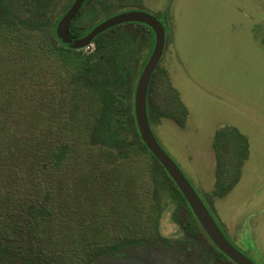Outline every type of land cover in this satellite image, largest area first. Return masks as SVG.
<instances>
[{
    "label": "trees",
    "instance_id": "16d2710c",
    "mask_svg": "<svg viewBox=\"0 0 264 264\" xmlns=\"http://www.w3.org/2000/svg\"><path fill=\"white\" fill-rule=\"evenodd\" d=\"M55 1L0 0V264H98L128 247L185 246L160 230L169 209L191 238L207 235L141 138L116 26L93 53L68 47ZM90 31L70 27L76 38Z\"/></svg>",
    "mask_w": 264,
    "mask_h": 264
},
{
    "label": "rangeland",
    "instance_id": "374dc122",
    "mask_svg": "<svg viewBox=\"0 0 264 264\" xmlns=\"http://www.w3.org/2000/svg\"><path fill=\"white\" fill-rule=\"evenodd\" d=\"M73 2L56 0L51 9L62 17ZM133 10L155 16L166 32L147 95L157 141L227 241L253 264H264V0H90L75 22L92 30ZM113 32L122 43L120 67L132 79L134 103L154 32L136 22ZM228 136L235 142H222ZM172 213H164L160 230L187 240L185 246L128 247L124 257H104L98 264H234L219 258L207 235L191 238Z\"/></svg>",
    "mask_w": 264,
    "mask_h": 264
},
{
    "label": "water",
    "instance_id": "95a60500",
    "mask_svg": "<svg viewBox=\"0 0 264 264\" xmlns=\"http://www.w3.org/2000/svg\"><path fill=\"white\" fill-rule=\"evenodd\" d=\"M85 1L86 0H74L68 11L62 16L56 27L58 39L68 47L81 49L91 44L99 34L120 24L136 22L151 27L155 34V45L139 77L134 101L135 117L141 138L147 145L149 151L161 163L176 183L213 244L235 264H253L227 241L207 205L197 194L196 190L176 162L161 147L150 125L147 110V95L152 74L156 70L164 52L166 32L162 22L150 13L143 11L133 10L121 12L102 21L85 36L76 38L70 33V26L82 9Z\"/></svg>",
    "mask_w": 264,
    "mask_h": 264
},
{
    "label": "built area",
    "instance_id": "2783aa9c",
    "mask_svg": "<svg viewBox=\"0 0 264 264\" xmlns=\"http://www.w3.org/2000/svg\"><path fill=\"white\" fill-rule=\"evenodd\" d=\"M91 47H92V50L91 51H88V49H90ZM94 48H95V44L94 43H91L88 46L84 47L83 49H84V51L86 53H89V52H92L94 50Z\"/></svg>",
    "mask_w": 264,
    "mask_h": 264
},
{
    "label": "flooded vegetation",
    "instance_id": "af4514ba",
    "mask_svg": "<svg viewBox=\"0 0 264 264\" xmlns=\"http://www.w3.org/2000/svg\"><path fill=\"white\" fill-rule=\"evenodd\" d=\"M67 11H68V9L66 10V12H67ZM80 11H81V10H80ZM66 12H65V13H66ZM65 13H64V14H65ZM64 14H63V15H64ZM78 14H79V13H78ZM77 16H78V15H77ZM77 16H76V17H77ZM61 18H62V17H61ZM75 19H76V18H75ZM75 19L72 21L71 25L73 24V22L75 21ZM70 27H71V26H70ZM94 50H95V48H94ZM94 50H93V51H94ZM84 52H85V51H84ZM85 53H86V52H85ZM88 54H89V53H88Z\"/></svg>",
    "mask_w": 264,
    "mask_h": 264
}]
</instances>
